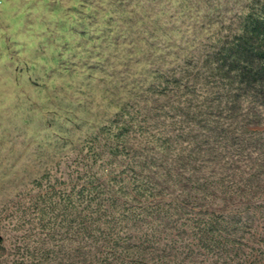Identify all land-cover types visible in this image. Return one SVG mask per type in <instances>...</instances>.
Returning a JSON list of instances; mask_svg holds the SVG:
<instances>
[{
    "label": "clouds",
    "instance_id": "clouds-1",
    "mask_svg": "<svg viewBox=\"0 0 264 264\" xmlns=\"http://www.w3.org/2000/svg\"><path fill=\"white\" fill-rule=\"evenodd\" d=\"M0 264H264V0H0Z\"/></svg>",
    "mask_w": 264,
    "mask_h": 264
}]
</instances>
